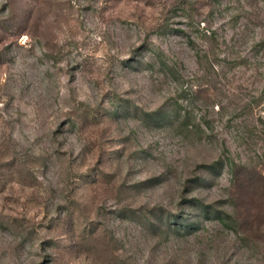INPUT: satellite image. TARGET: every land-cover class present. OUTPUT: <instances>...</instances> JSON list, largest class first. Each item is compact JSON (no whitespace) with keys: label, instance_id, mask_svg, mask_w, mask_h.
Listing matches in <instances>:
<instances>
[{"label":"rangeland","instance_id":"rangeland-1","mask_svg":"<svg viewBox=\"0 0 264 264\" xmlns=\"http://www.w3.org/2000/svg\"><path fill=\"white\" fill-rule=\"evenodd\" d=\"M0 264H264V0H0Z\"/></svg>","mask_w":264,"mask_h":264}]
</instances>
